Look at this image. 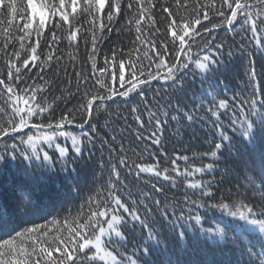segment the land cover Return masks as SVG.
<instances>
[{"label": "trees", "instance_id": "trees-1", "mask_svg": "<svg viewBox=\"0 0 264 264\" xmlns=\"http://www.w3.org/2000/svg\"><path fill=\"white\" fill-rule=\"evenodd\" d=\"M35 2L38 4L40 0ZM47 2L57 7L59 4V0H47ZM77 2L75 14L71 12V7L67 9L69 24L64 25L58 15L54 18L49 16L47 19L46 27L39 38L40 47L37 48V52L41 57L53 55L54 58L44 66L42 72L39 68H32L31 63L27 69L22 66L23 59L28 58L30 54L27 46L30 44L35 46L37 42L35 28L38 26V19L34 21L26 19L27 0H16L20 11L11 24H8L6 12L0 14L3 19L0 23V73L7 80L8 61L16 60L13 54L19 52V63L25 75L31 76L35 73L43 75L44 79L37 78L36 83L46 90L42 95L47 102L52 103L55 97H61L52 103L55 113L54 115L46 113L47 119L58 120L69 108H75L81 102L85 88H95L103 92V88L97 83V78L104 80L109 88L118 93L130 87L127 82L131 75L130 65H135L138 80H145L149 73L155 74L158 71L156 64L159 61L156 57L159 52H164L166 63L176 62L177 54L173 48L172 33L168 31V25L172 21L165 19L168 13L162 11L164 6L169 8L177 23L193 18L196 15L193 11L194 7L198 10L201 25L207 26L210 31L206 32L201 25H195L189 32L192 39L186 37L188 44L185 47L188 49L190 45V49L180 55V61L184 62V56L188 55L193 60L199 58L204 62L203 56L208 55L210 59L205 62L207 68L201 71L194 63L189 64V68L176 73L175 80L162 81L157 78L150 83L138 84L136 92L131 93L129 98L116 95L114 100L106 101L99 110H96V105L100 101H95L90 119V125L96 129L95 132H90L94 138L93 142L89 144L87 138H83L85 143L82 146V154L76 157L75 153L70 151L67 157L68 171L72 175V180L65 178L59 163V153L55 148H49L46 143L41 142L38 147L43 148L52 157L54 162L52 168H40V161H26L20 152L16 153L15 160L6 157V163L0 162V198L10 202L14 195L19 196V189L39 180L43 192L38 194V198L47 195L51 206L50 214L37 219L36 222L47 224L51 220L59 221L56 226L49 225L52 228L49 235L67 238L69 233L63 228L65 218L71 219L81 212L85 215L89 214V196L95 195L101 184L106 187L111 165L116 164L124 179V184L120 185L122 189L120 195L123 200L129 205L133 199L137 200L143 214L147 209L144 204L139 203L141 194L143 192L151 194V200L146 199V203L151 208L150 217L155 221L154 235L159 241V244L155 241H147V231L139 226L121 229L124 240L119 241L117 238L116 243L109 245V250L117 260L121 261V264H128V257L135 260L136 264H260V242L255 238H252L255 244L253 247L249 244L248 237L241 239L229 232L222 245H211L207 241V236L199 241L194 240L187 222L169 223V221L172 220V208L177 201L183 205L186 194L192 199L199 195V190L187 188L189 182L196 180L213 182L211 187L215 201L223 200L229 204L241 202L252 206L257 213L264 212V178L261 175L260 163V149L264 148V141L258 140L254 149L242 136L240 128V122L245 117L248 120H256V116L250 111L252 99L257 101V111L264 106V45L258 43L260 39H264V35L259 32L254 34L251 24L242 27L244 18L240 16L231 28L223 24L224 18L215 11L221 7L222 0H151V4L149 0H142V4L151 9L150 13L145 11L143 15L145 17L151 15L152 19L141 20L139 26L136 25L135 20L139 18L142 4L137 0H120L123 10L115 14L110 25L106 15L93 13L97 17L94 21L84 12L86 6L83 0ZM107 2L110 0H106V8ZM230 2L234 3V0ZM240 2L250 5L247 11L257 20L258 26L264 27L259 24L260 20H264V4H261V0H240ZM66 3L70 5V0H66ZM129 4L133 5L131 9L128 7ZM205 10L209 12V19H204ZM224 10L228 15L231 14L226 5ZM53 19L63 25V30L53 28L62 39L49 49L51 33L47 29L52 27ZM101 19L106 25L103 31H101ZM24 22H31L33 28L23 30ZM213 25L222 26L213 27ZM70 27L77 30V41L73 42L71 47L65 38ZM108 27H111L110 32ZM137 27L142 28V33L136 31ZM5 28L7 31H4ZM195 29H199V35L194 34ZM25 31L31 33V36H26L21 41L18 37L24 35ZM93 31L97 37L103 36V39L98 41L95 63L98 69L107 67L106 74L97 71L95 77L92 71L93 60L88 54L91 51ZM138 36L141 38L137 39ZM84 37L89 41L87 47ZM206 40L212 43L205 44ZM21 44H24L25 48H21ZM153 45L156 46V50H153ZM215 45L222 47L217 48ZM175 46H179V41H175ZM165 48L168 51H165ZM113 50H117L115 60L112 58ZM213 54L216 57L215 62H212ZM106 56L112 61L107 66ZM121 57L125 62L126 81L123 87L119 82ZM41 62V60L36 61L37 64ZM141 69L144 71L143 76L139 74ZM159 71L161 75L166 73L164 68H160ZM253 71L256 74L255 81L251 80ZM13 73L15 74L14 69ZM77 73L88 77L86 84L81 80L80 91H77ZM27 83L32 84L33 81L27 80ZM141 92L144 100H141ZM221 99L227 102L226 109L219 108ZM15 100V95L9 100L6 90L0 85V117L7 120L14 115L11 106ZM133 106L138 109L135 114L131 112ZM209 109L215 111L216 116H213ZM137 115L140 116L144 127L137 123ZM188 115L193 119L189 120ZM173 116L176 117L175 120L172 119ZM157 119L160 121L159 127L156 126ZM233 119L237 120L236 125H233ZM81 120V115L77 113L76 122ZM217 125L222 127L218 129ZM61 130L78 136L81 131L89 130V125L80 129L75 127V124H65ZM52 131L43 129L39 135L51 134ZM220 131L231 138L232 144L229 145L225 141L221 150L217 152V157L213 158L210 152L215 150V143L221 142ZM153 132L155 137L152 136ZM25 133L34 134L36 130L26 128L21 133L15 134V140L8 137L3 139L9 146L15 143L18 148L30 154V149L20 143L21 137L26 139ZM138 134L149 139L137 140ZM152 139H158L159 144H153ZM56 142L71 150L70 139L57 137ZM121 145L126 152H120ZM6 151H11L10 147L6 149L5 143L0 142V155H4ZM120 155H126L129 163L133 164L132 173H129L127 168H119ZM178 157L181 159H177ZM173 161H176V167L181 173L186 168L191 171L209 163L213 165V169L205 170L203 173H193L190 177H177L173 170ZM134 163L155 165L161 171L168 169L169 175L176 181V187L172 186L171 180L165 181L152 174L140 173L138 178L136 175L138 169H135ZM102 164L105 165L103 169ZM73 168L75 172H72ZM153 184L161 187L162 191L156 192ZM129 192L132 193L131 196L128 195ZM53 193L58 195L53 196ZM104 194L106 195V192ZM156 200L160 201L159 206L155 204ZM212 202L214 201L205 198V207L196 209L193 206V214L197 212L201 214V226L204 228H222L223 225L218 224V221L223 213L218 209L207 207V204ZM165 210L168 220H165L161 214ZM176 215H180L179 208ZM259 218L264 219V216ZM192 224L195 226L194 221ZM31 226L21 223L16 230L22 231L23 228ZM196 227V236L199 237V226ZM44 231L47 229L41 231L39 239L42 246H47V237L43 236ZM181 232L186 234L183 240L180 239ZM11 235L14 236L15 232ZM9 238L10 235L0 233V243ZM33 238H37V235L33 234ZM23 244L30 249L31 239H24ZM146 246L152 249L148 255L144 252ZM3 258L10 259L8 255Z\"/></svg>", "mask_w": 264, "mask_h": 264}, {"label": "snow or ice", "instance_id": "snow-or-ice-1", "mask_svg": "<svg viewBox=\"0 0 264 264\" xmlns=\"http://www.w3.org/2000/svg\"><path fill=\"white\" fill-rule=\"evenodd\" d=\"M138 3L142 4V0H137ZM83 4L86 6L83 10L92 19L96 20L97 14L106 15L108 24L114 20L115 14L120 13L123 9L121 7L120 0H83ZM151 4V0H149ZM261 4H264V0H261ZM227 6V9L230 11L228 15L224 6ZM78 2L77 0H70V5L66 3V0H59L58 7L56 5H49L47 0H40L37 4L35 0H27V17L28 21L36 20L38 16V26L35 28L37 42L36 45H28L27 51L30 53L28 58L23 59L22 66L28 68L31 63L32 68H39L41 72L44 69V66L48 64L54 57L53 55H48L46 57H41L37 52V48L40 47L39 38L46 27V18L56 17L57 15L60 18V21L64 25L70 23L69 13L67 9L71 7V12L75 14L77 12ZM130 9L133 7L132 4L128 6ZM250 5L247 3H241L240 0H222V5L219 9L215 10L217 14L224 18L223 24H226L229 28L234 25V22L237 21V17H243V25L251 24L252 32L255 34L259 32L261 35H264V27L258 26L257 20L253 19L251 14L247 11ZM20 11L17 7L16 0H0V14L6 12L8 24H11L16 18L17 13ZM145 11L151 12V9L142 4L140 8L139 18L135 20L136 25L141 24V20L148 19L151 20L152 16L148 15L145 17L143 13ZM163 12L168 13L166 20H171L172 23L168 25V31L172 33L173 38V48L176 51L177 58L174 63H166L164 59V52H159L156 59L159 61L156 64L158 71L155 74L149 73L148 78L145 80H138L137 70L135 65H130L131 75L128 78L127 82L130 84V87L126 88L124 91L116 92L114 89L109 88L108 84L97 78V83L103 88V92L92 88H85L84 94L81 98V102L75 108H69L66 113L61 114L58 120H51L45 117L46 113L54 115L55 109L52 106V103H55V100L61 99V97H55L52 103H48L45 96L42 95L46 90L42 85L36 83L37 78L40 80L44 79V76L40 73H35L31 76L25 75L21 70L20 53L16 52L13 55L16 57V60L8 61L7 68V80L3 78L2 73H0V85H3L4 90L8 94V99L11 100L12 96H16V100L12 102V113L13 116L5 120L3 117H0V142L5 143V148L11 149V151H6L4 155H0V162L6 163V157L12 160H15L16 153L20 152L26 161H40V168L51 169L53 166V159L47 151L43 148L38 147V145L43 142L48 145L49 148H55V151L59 153V163L61 164L62 171L65 173V178L69 181L72 180V175L68 171L69 169V152L75 153L76 157H79L82 154V146L85 141L83 138H87V142L91 144L93 142V136L90 135V132H95L96 129L93 125H90V119L93 114V105L95 101H100L96 105V110L103 107L106 101L114 100L116 95H119L121 98H129L131 93L136 92L138 84L150 83L151 80L157 78L162 81H172L176 78V73L183 71V69L189 68V64L194 63L196 68L201 71H205L210 57L208 55L203 56V61L201 62L199 58L193 60L190 56H184V62L180 61V55L185 53L190 49H186L185 45L188 44V40L192 39L189 36L191 29H194L195 25H201V19L198 10L194 7L193 11L196 15L183 21L177 23L173 17L172 12L167 6L162 8ZM259 15V14H258ZM204 19H209V12L205 10ZM3 22L2 16H0V23ZM211 23V21H209ZM101 31L106 25L103 24V19H101ZM260 25H264V20L259 21ZM204 28V31L209 32L210 29L207 26L201 25ZM222 25H213V27H219ZM33 24L31 22L23 23V30L32 29ZM53 28L63 30V25L56 22L53 19V24L51 28H48V32L51 33V41L49 42V49L53 47L54 44L61 41L62 37L57 35L56 31H53ZM175 29V30H174ZM4 31H7L5 28ZM108 31H111V27H108ZM136 31L142 33V28L137 27ZM195 35H199V29H195ZM30 37L31 33L25 31L24 35L19 36L18 38L23 41L25 37ZM66 40L69 42V47L72 46L73 42L77 41V30H73L71 27L67 31ZM141 37H137L140 39ZM255 38V37H254ZM84 43L87 47L89 41L87 37H84ZM103 39V36L97 37L95 31H93L91 39V51L88 53L90 59L93 60L92 71L93 76L99 71L100 73H107V67L97 68L95 63V57L98 51V41ZM175 41H179V46H175ZM211 41H205V44H211ZM260 45H264V39L258 41ZM7 46V45H6ZM78 47V44L76 45ZM217 48L222 47V45H215ZM21 48H25L24 44H21ZM153 50H156V46L153 45ZM165 51H168L165 48ZM117 56V50H113L112 58L115 60ZM57 60L59 57H55ZM215 55L213 54L212 62H215ZM41 60L40 64H37L36 61ZM108 57H105V65L107 66L111 63ZM166 69V73L161 75L159 69ZM15 70V74L13 73ZM30 71V69H29ZM139 74L144 75V71L141 69ZM77 91H80V82L86 84L88 77L77 73ZM24 77V79H21ZM115 79V76H113ZM27 80H32V84H28ZM251 80H256V74L253 71L251 75ZM126 81L125 77V62L123 57L119 60V82L121 87L124 86ZM137 81V83H133ZM141 100H144V96L141 92ZM127 102V101H126ZM146 103V101H145ZM23 106H20V105ZM227 102L223 99L219 101V108L226 109ZM138 109L136 106L131 108L132 113H137ZM209 111H212L209 109ZM241 111H243L241 109ZM250 111L253 115L256 116V120H248L245 117L240 122L241 134L251 147L254 149L257 147L258 140L264 141V106L261 107L260 111H257V101L252 99L250 103ZM79 113L82 117L80 122H76V114ZM167 115V114H165ZM187 115V114H186ZM212 115L216 116V112L212 111ZM173 120L176 119L175 116L172 117ZM188 119L192 120L193 117L188 115ZM137 123L141 127H144L141 122L140 116L136 117ZM40 121V122H36ZM233 125L237 124V120H232ZM65 124H75V127L84 129L85 125H89V130L81 131L80 134L72 135L71 133L61 130L64 128ZM156 126H160V121L156 120ZM220 125H217L219 129ZM30 128L35 129L36 133L27 134L25 133L26 139L24 137L20 138V143L26 145L30 149V154L26 151L18 148V146L13 143L10 146L4 141V137H8L12 140L16 139V135L21 133L24 129ZM51 129L53 130L51 134L39 135L41 130ZM152 136L155 137V132L152 133ZM57 137H65L66 139L71 140V150L66 146H61L56 142ZM115 139V137H113ZM137 140H147L149 137L136 136ZM220 141L215 143V150L210 152L211 157H217V152L221 150L223 143L228 142L229 145L232 144V140L229 136L225 135L223 131H220ZM107 143V141H105ZM153 144H159L158 139H152ZM120 152H126V149L123 145L120 147ZM42 153V158H41ZM110 159L112 158V153L110 152ZM187 160V157H182ZM177 159H181L178 157ZM173 170L176 172V176H185L190 177L193 173H203L205 170L211 171L213 165L211 163L205 164L202 168L196 167L189 171L187 168L183 173L179 171L176 167V161H173ZM260 163H261V175L264 178V148L260 149ZM135 169H138L136 172L137 177L139 178L140 173L152 174L156 177H161L165 181H172V186L176 187V181L169 175V170L164 169L161 171L158 166L147 165L141 163H134ZM101 168H105V165L102 164ZM119 168H127L129 173L133 171V164L129 163L128 157L126 155L119 156ZM72 172H75V169H72ZM212 181L202 182L196 180L194 182H189L187 188L193 190H199V195L192 199L188 195H185V200L183 205H180L177 201L172 208V220L169 223L175 221L179 223L181 221L187 222L189 228H191L192 236L194 240L199 241L207 236V241L211 245H222L225 241L227 234L229 232L233 233L237 237L243 239L245 237L249 238V244L255 247L253 239L260 242L261 251L259 253L260 264H264V219L259 217L264 216V212L257 213L252 206L245 205L241 202H234L232 204L225 203L223 200L215 201V194L212 191ZM124 184V179L121 176L120 171L116 164L111 165V171L108 176L106 187L101 184L100 189H97L95 195H90L88 198V213L85 215L83 212L72 217L71 219L65 218L63 228L67 230L69 236L65 238L64 236H50L49 232L52 231V228L49 225L56 226L59 224L57 220L48 221L47 224H38L37 219H42L45 216L50 214L51 201L47 195L39 196L38 194L43 192L41 188L40 181L31 184L28 187H24L18 190L19 196H13L10 202H5L0 198V233H5L10 235L11 238L4 239L0 243V264H121V261L117 260V257L113 255V252L109 250V245L119 241L124 240L121 229H127L129 226L135 228L139 226L140 228L147 231V241H155L159 244L156 235H154L155 221L151 220L150 213L151 208L146 203L147 200H151V194L148 192H143L140 197L139 203L144 204L147 209L143 214L141 213L140 208L138 207L137 200L133 199L131 205H129L125 200L121 198L120 193L122 189L120 185ZM155 188L156 192H161L162 188L158 187L156 184L152 185ZM106 192V195L104 194ZM53 196L58 195L53 193ZM129 196L132 195L131 192L128 193ZM195 195V193H193ZM205 198L208 200L214 201L207 204L208 208L218 209L223 213L222 217L219 219L218 224L223 225V227L216 228H204L201 226V214L197 212L193 214V206L196 209L205 207ZM155 204L160 205V201L156 200ZM84 206L82 205V208ZM180 209V215H176L177 209ZM165 220H168V216L165 212L161 213ZM195 222L193 226L192 222ZM31 224V227H25L22 231H17L16 229L19 225ZM199 226L200 236H196L197 227ZM43 229L47 231L43 232V236L47 237V246H42V242L39 239V234ZM59 231V229H58ZM15 232V235L12 236L11 233ZM33 234L37 235V238H33ZM180 239L185 238V233L181 232ZM24 239H31L30 249L26 248L23 244ZM152 251L151 248L145 247V255H148ZM54 253H59V255H54ZM5 255H8L10 259H4ZM128 264H136V261L131 257L127 258Z\"/></svg>", "mask_w": 264, "mask_h": 264}, {"label": "rangeland", "instance_id": "rangeland-1", "mask_svg": "<svg viewBox=\"0 0 264 264\" xmlns=\"http://www.w3.org/2000/svg\"><path fill=\"white\" fill-rule=\"evenodd\" d=\"M37 19H39L38 16H37ZM47 19H48V17L46 18V21H47Z\"/></svg>", "mask_w": 264, "mask_h": 264}]
</instances>
